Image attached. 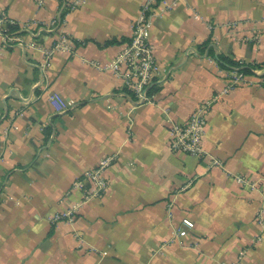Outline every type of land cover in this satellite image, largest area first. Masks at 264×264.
<instances>
[{
    "label": "crops",
    "instance_id": "crops-1",
    "mask_svg": "<svg viewBox=\"0 0 264 264\" xmlns=\"http://www.w3.org/2000/svg\"><path fill=\"white\" fill-rule=\"evenodd\" d=\"M67 1L0 0L21 36L0 49V264H264V0H161L150 30L159 70L142 103L103 67L146 0L72 11ZM61 30L72 51L47 57ZM205 46L256 67L228 89L237 68ZM52 93L70 107L57 111ZM213 97L206 158L173 152L171 125ZM107 155L117 158L106 193L53 222L80 198L73 181ZM185 218L194 228L181 244L173 231Z\"/></svg>",
    "mask_w": 264,
    "mask_h": 264
},
{
    "label": "built area",
    "instance_id": "built-area-1",
    "mask_svg": "<svg viewBox=\"0 0 264 264\" xmlns=\"http://www.w3.org/2000/svg\"><path fill=\"white\" fill-rule=\"evenodd\" d=\"M80 1L65 2L64 9L72 11L79 6ZM161 0H146L142 5V10L138 18L133 24V33L131 40L126 43L116 54V56L106 64L103 68H110L117 76H119L124 84L128 87L131 94L138 102L151 101L148 95V89L156 77L159 70V63L155 54V46L150 39V30L152 27V13L161 7ZM60 19L56 18L41 25L37 32L33 35L40 36L42 32L54 31L60 26ZM8 24H16L15 21L9 19L4 12L0 14V49L8 47L12 42L20 41L21 36L17 33L9 32ZM30 26V24H28ZM57 29V28H56ZM73 46L67 35L57 32L56 43L54 47L48 51V56L54 50L64 52L72 51ZM98 65V63H96ZM246 74L235 69L228 87L233 88L245 80ZM217 97L202 102L199 107L194 110L187 120L183 123H173L169 129V147L173 152H183L196 158H206V150L204 148V138L208 126V114L212 103ZM50 102L55 106L57 111H64L70 107V103L57 93L49 95ZM116 155H107L103 157L99 163L92 169L86 170L82 175L78 176L72 184V191L76 190L80 194V198L72 202L68 208L57 212L51 217L53 222L68 221L73 222L80 213L82 206L93 198L103 196L109 187V180L106 176L107 168L116 160ZM210 167H224L220 159L214 158L209 162ZM238 182L243 185L253 186L242 175L236 176ZM71 191L68 192V195ZM263 207L256 214V221L263 225ZM194 228V222L188 218L181 221L173 231V240L183 244L182 238ZM260 240V239H259ZM244 253V252H243Z\"/></svg>",
    "mask_w": 264,
    "mask_h": 264
},
{
    "label": "trees",
    "instance_id": "trees-1",
    "mask_svg": "<svg viewBox=\"0 0 264 264\" xmlns=\"http://www.w3.org/2000/svg\"><path fill=\"white\" fill-rule=\"evenodd\" d=\"M8 30H9V32L18 33L17 32L18 31L17 25H15V24H8ZM201 51L207 52L209 55L215 56L222 67H224V68H237V70L242 71L244 74L253 73V70L256 67L255 64H244V65L240 66V64H238L236 61L229 58L228 56L221 54V53L216 54L215 50L212 46H208Z\"/></svg>",
    "mask_w": 264,
    "mask_h": 264
}]
</instances>
